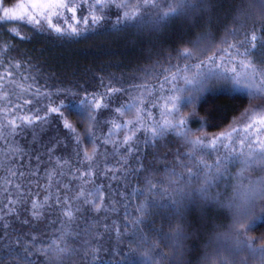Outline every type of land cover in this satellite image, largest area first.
I'll return each instance as SVG.
<instances>
[{"label": "trees", "instance_id": "obj_1", "mask_svg": "<svg viewBox=\"0 0 264 264\" xmlns=\"http://www.w3.org/2000/svg\"><path fill=\"white\" fill-rule=\"evenodd\" d=\"M18 1L3 0L8 6ZM257 30L260 32L258 54L264 62V0H185L176 13L157 22L127 23L116 29L107 25L79 37L31 31L27 38L20 39L7 31L1 32L9 54L13 58L17 56L25 74L33 78L24 80L25 83L36 91L39 89L38 95L55 106L61 96L59 89H86L99 94L109 86L130 90L153 84L178 67L206 61L230 40L250 37ZM255 101L254 94L219 87L187 105L184 112L192 115L193 135L217 134L241 118ZM40 113L44 116L45 111ZM66 116L79 134L82 149L92 154L88 123L70 112ZM46 117L49 118L37 127H19L16 133L6 136L7 141L23 150L24 164L28 160L32 168L36 155L49 151L53 144L54 154H75L74 140L68 129L63 128L59 116L48 113ZM94 128L95 125L91 127L92 133ZM153 150L141 153V159L125 166L124 191L109 196L106 208L97 200L99 208L88 206L80 212L118 213L114 217L120 222L122 239H118L119 254H112L118 264H264L261 248L264 247V212L261 215L253 208L249 213H238L224 203L228 192L220 197L216 195V200L204 199L202 193L186 185L188 172L181 166L178 153L164 156L160 149ZM3 155L0 258L9 247L22 251L26 246L32 249L35 264H90L99 235L87 227L94 226L92 231L96 232L104 225L85 217L73 225L75 231H82L87 237L79 235L72 239L75 252L60 254L58 260L46 252L49 257L46 261L44 248L61 235L59 224H50L49 219L43 223L32 219V201L38 185L25 188L23 184L24 194L20 197L5 194L7 180L12 187L15 177L7 169L10 163L6 161L11 153L4 151ZM43 158L41 167L46 169L47 159ZM27 167L20 168L18 180L23 178L21 173ZM181 173L185 178L177 183ZM8 196L14 203H9ZM8 208L12 211H7ZM67 209L68 204L53 202L51 206L43 203L37 211L66 213ZM125 213L134 214L136 219H130L132 225ZM109 244L113 250L115 243ZM4 264H18V261L12 256Z\"/></svg>", "mask_w": 264, "mask_h": 264}, {"label": "rangeland", "instance_id": "obj_2", "mask_svg": "<svg viewBox=\"0 0 264 264\" xmlns=\"http://www.w3.org/2000/svg\"><path fill=\"white\" fill-rule=\"evenodd\" d=\"M184 2L185 0H65L69 5H77L75 18L71 11L61 9L59 14L52 15L51 19L53 24L65 30L62 36L79 37L107 25L116 29L127 23L157 22L176 13ZM3 5L14 6H8L4 2ZM125 12L130 13L128 17L124 15ZM93 15L99 17L95 22L92 20ZM85 18L87 23H84ZM69 25L76 27L79 34H68ZM1 31H7L11 36L20 39L27 38L31 31L61 34L50 28L44 19H41L40 25L30 23L27 19L10 22L0 20V125H3L4 136H8L11 135L7 130L9 119H16L18 125L16 132L23 126L37 127L49 117L41 121H33L32 124L23 122L20 117L37 113L43 116L40 112L45 111L52 103L42 99L34 86L31 85L29 88V84L25 83L23 77L28 75L22 69V63L18 61L17 56L13 58L9 54L5 35ZM253 37L256 39L253 40ZM259 42L260 32L257 30L252 32L250 37L243 36L238 41L230 40V43L206 61L178 67L167 77L153 84L138 85L130 90H117L112 93L105 90L97 94L98 96L103 94V105L98 110L97 124L94 128L96 154L92 161L83 159L80 138L79 147L77 146L76 129L75 133L68 130L74 140V155L54 154L55 150L40 151L36 155L35 159L39 157V161L36 160L34 168L28 160L25 161L26 165L24 164L26 156L21 154L18 146L0 138V162H3L4 151L11 153L6 161L10 163L7 169L11 168L18 176L21 167L29 166L25 168L27 171L22 172L21 180L14 176L12 187H10L11 181L7 180L5 194L11 196L14 193L20 197L24 194V189L21 187L23 184L25 188L36 184L39 188L35 192V201L47 206H51L53 202L55 205L68 204V208L73 211L72 217H67L66 213H39L37 216L30 213L32 219L38 223L49 219L50 224H59L61 235L54 238L50 246L44 248L46 261L49 259L45 255L46 252L50 254V258L55 257L54 259L57 260L60 254L75 252L72 239L84 234L82 231H75L73 225H78L88 217L91 221L101 222L104 225L96 232L92 231L94 226L87 227L90 232L99 235L94 258L90 264H118V260L112 255L119 254L118 239H122L120 222L114 217L118 213L80 212L88 206L93 207L92 202L97 203L99 199L94 194L97 189L103 197L102 203L100 202L101 207L106 208L109 196L124 191L125 166L130 164V161L137 162L141 159V153H146L150 148L160 149L164 156L172 152L178 153L181 166L184 165L183 168L188 172L186 185L202 193L204 199L216 200V195L220 197L228 192L225 205L234 209L235 205H239L244 209L240 213L247 211L249 213L254 208L261 215L263 214L264 62L258 54ZM17 64L19 67H16ZM9 71L13 74L11 79L27 91H22L20 87H15L10 82L7 76ZM219 87L254 94L256 103L227 130L217 134L193 135L190 128L192 115H187L184 108L198 101L208 91ZM134 99L137 100L139 112L136 108L131 111L125 110L123 114L116 111L118 107L122 108ZM65 118L68 119L66 112ZM181 119L184 122L183 126L177 127ZM61 121L63 124L62 119ZM129 121L131 123H128ZM165 121L168 123L164 131L158 132L157 136L153 137L151 129L154 126L158 128L163 126ZM110 133V142L106 143L105 139ZM125 136L130 137L127 142ZM48 152L50 154L46 155ZM153 153L156 151L153 150ZM43 157L47 159L44 171L41 167L44 165ZM0 164L2 167L3 163ZM49 172L55 174L49 177ZM184 178L181 173L177 183L182 182ZM81 192L84 195H80ZM46 195L49 196L47 202L44 201ZM57 197L60 203H57ZM85 197L91 202L85 203ZM125 214L127 222L132 225L130 219H136L134 214ZM95 217L98 219L96 220ZM246 240L251 243L249 238ZM110 242L115 243L113 250L109 246Z\"/></svg>", "mask_w": 264, "mask_h": 264}, {"label": "snow or ice", "instance_id": "obj_3", "mask_svg": "<svg viewBox=\"0 0 264 264\" xmlns=\"http://www.w3.org/2000/svg\"><path fill=\"white\" fill-rule=\"evenodd\" d=\"M103 7V5L101 6ZM61 9H67L73 13V18H75V13L77 9V5H69L68 3H65V0H19L17 4L11 7H6L3 5L2 0H0V20H4L6 22H10L13 20H23L27 19L30 23H34L36 25L41 24V19H44L47 21L50 28H52L56 33L58 34H65V30L61 27L57 26L56 24L52 23L51 16L59 14ZM130 13L125 12L124 15L126 17L129 16ZM99 17L96 15L92 16L93 22L98 20ZM84 23H87V18H85ZM68 34L72 35H78L79 31L76 27H73L69 25L68 28ZM256 37H253V40H255ZM16 67H19L17 64ZM12 72L9 71L7 73V76L10 78V82L15 87H20L22 91H27L26 88H23L21 85L17 84L16 81L12 80ZM25 81L29 79H33L31 76L23 77ZM34 83V80H33ZM30 88L31 85H28ZM117 91L116 88L109 86L107 88L108 93H112ZM59 93H61V96L59 98L58 104L55 106H48L45 110L44 116H41L40 114L35 115H25L23 117H20V119L27 123L32 124L33 121H41L44 120L45 117L48 115V113H57L59 118L63 120V128L68 129L75 133V128L73 127V124L65 118V112H70L71 114L79 116L82 120L86 121L89 125V132H90V142L93 144V152L92 154H89L86 149H82L83 151V159L86 161H92L93 157L96 154V144L95 139L92 138L95 136L94 133L91 132V127L97 124V114L98 110L101 109L103 105V94L97 95L96 93H89L86 89H81L80 91L74 90V89H59ZM39 93V89H37V94ZM6 95V94H5ZM172 109L174 110V107L172 106V103L170 102ZM167 106V105H166ZM133 108H136L137 112H139L138 103L137 100H133L131 103L125 105L124 107H118L116 109L117 112L123 114L125 110L131 111ZM7 110V109H4ZM171 112V111H170ZM128 123H131L129 121ZM167 121H165V124L163 126H160L159 128L157 126H154L151 129V133L153 137L157 136L158 132H163L165 126H167ZM183 120L181 119L177 127L183 126ZM8 125V134H14L17 130V123L16 119H9L7 121ZM115 127H119V125H115ZM110 135L109 137L105 139V142H110ZM0 138L6 139L7 137L3 134V125H0ZM76 139H77V146L79 147V134L76 133ZM130 139V137L125 136V142H127ZM55 147V144H53L52 148H49V151H52ZM22 154L23 150H19ZM37 160H39V157H37ZM59 163V161H58ZM89 167V175L91 174ZM10 175L15 176L16 173L11 168L8 169ZM55 173L49 172L48 175L51 177ZM23 175V173H21ZM18 187V186H17ZM100 202L102 203L103 197L102 194H100L99 189H97L94 193ZM80 195H84L83 192L80 193ZM49 199V196L46 195L44 197V201L47 202ZM91 201L88 200L87 197H85V203H90ZM9 203H14L11 199H9ZM57 203H60L59 197H57ZM93 203L94 208H99V203ZM43 207L42 204L38 203L37 201H32V215L37 216L39 215L37 209ZM7 211H12L11 208L6 209ZM78 210V209H77ZM64 211V209H62ZM67 217H72L73 211L69 207L66 210ZM5 228H7V225H5ZM94 251V250H93ZM32 249L28 247H23V250L21 249H13L11 247L8 248V251L4 253L3 257L0 258V264H4V261L7 260L9 257L15 256L16 260L18 261V264H35V261L32 259Z\"/></svg>", "mask_w": 264, "mask_h": 264}, {"label": "clouds", "instance_id": "obj_4", "mask_svg": "<svg viewBox=\"0 0 264 264\" xmlns=\"http://www.w3.org/2000/svg\"><path fill=\"white\" fill-rule=\"evenodd\" d=\"M235 210L239 213L241 211H243L244 209L240 208L239 205H235Z\"/></svg>", "mask_w": 264, "mask_h": 264}]
</instances>
